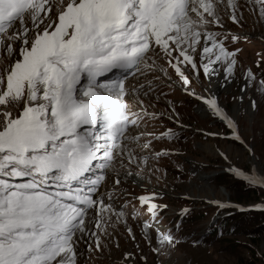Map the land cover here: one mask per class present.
I'll return each instance as SVG.
<instances>
[{"label": "snow or ice", "instance_id": "1", "mask_svg": "<svg viewBox=\"0 0 264 264\" xmlns=\"http://www.w3.org/2000/svg\"><path fill=\"white\" fill-rule=\"evenodd\" d=\"M253 2L264 20V0ZM221 5L225 0H0V264H78L84 236L95 237V250L103 251L100 236L90 229L109 235L112 216L118 221L124 216V206L116 207L117 190L99 191L109 170L117 161L126 167L125 158L128 164L144 161L131 146L142 137L177 135L171 129L159 137L133 135L146 117L159 114L147 111L140 99L145 85L130 78L142 64L152 60L154 66L159 58L189 95L196 96L189 88V67L197 79L202 69L211 80L223 66L231 82L239 49L225 46L226 30H208L210 24L223 28ZM226 7L232 9L229 19L239 24L238 5L226 0ZM238 39L232 36L233 43ZM244 78L241 93L255 85L257 96H264V79L251 69ZM151 91L149 82L143 95ZM133 98L140 105L135 112ZM197 99L230 130L229 139L243 143L217 98ZM251 105L255 110L257 101ZM174 116L179 123V113ZM225 171L248 188L264 190V175L255 165L247 172L235 166ZM115 176L119 185L121 177ZM155 198L137 197L150 217L142 225L149 244V230L159 223ZM209 203L218 209L231 206ZM254 207L264 211V205ZM156 232L153 252L179 243L170 231Z\"/></svg>", "mask_w": 264, "mask_h": 264}, {"label": "rangeland", "instance_id": "2", "mask_svg": "<svg viewBox=\"0 0 264 264\" xmlns=\"http://www.w3.org/2000/svg\"><path fill=\"white\" fill-rule=\"evenodd\" d=\"M236 4L238 5L236 15L242 17L240 23L232 24L225 17H222V21L238 35H244L242 38L247 42L243 43L242 55L236 56L237 64L231 82L225 80L224 68L220 66L219 73L211 80L205 77L202 69L198 79L189 76L191 79L189 88L198 97L214 93L218 105L226 109L229 117L238 126L244 143L229 139L230 130L224 123L217 122L209 113L198 112L199 103L194 100L192 102L180 91L184 86L176 73L166 68L163 60H156V70L162 77L163 84L171 89L170 101L157 97L155 99L157 102L151 101L145 99L143 94L140 99L147 102L144 106L147 108L149 106L151 112L158 111L167 118L163 127L172 126L168 118L172 116L170 120L174 119L172 109L176 107L182 122L190 128L181 132L180 140H158L149 149L135 150L137 157L146 155L148 157L162 149L179 152L177 155L161 157L159 160L149 157L144 161L137 159V163L130 168L132 175H136L140 182L136 184L127 182L125 176L129 179L132 175H128L126 170H119V176L125 177L121 179L125 182L123 184L133 194H159L160 198L156 202L168 208V215L164 216L166 223L170 221L169 215H173L178 209L185 208L194 213L192 214L194 219L196 217L194 223L187 218L179 229L172 230L177 240L189 242L184 244L179 242L174 247L165 245L161 251L153 252L152 249L157 247L156 229L149 230L152 240L149 244L142 235V218L124 217L128 220L122 218L117 226L107 225L109 235L96 230L100 236L103 249L100 253L104 252L103 257H99L98 253L93 257L89 251V246L93 247L95 237L87 240L90 241L88 244L85 240H79L78 250L83 256L78 257V264H127L126 261H130L128 264H264V211L254 207L264 205V190L248 188L225 171L235 166L247 172L255 165L257 173L264 175V96H257L255 85L248 88L246 94L240 92L242 85L246 83L244 78L246 70L257 72L259 80L258 73L264 69V20L260 19L257 7L253 4L247 2ZM226 9L232 13L231 8ZM218 11L221 14L222 10ZM228 16L226 14V17ZM186 73L193 74L190 67ZM190 97L196 100L195 96ZM252 99L257 101L255 110L251 105ZM130 102L132 106L134 104L135 107H140L134 98ZM209 133L217 135H208ZM212 200L230 203L238 208H232V211L240 209L242 215L237 219L233 218L235 215L231 216L232 220L227 224H224L223 220L220 223L222 235L217 237L213 232L209 238L210 234H205L208 225L219 223L222 216H230L232 212L228 209H219L222 216L216 215L217 213L211 216L212 209L216 208L209 203ZM141 216L144 217L143 214ZM257 224H261L262 231L255 229L254 225ZM128 228L132 230L131 239ZM249 230H254L255 234H251ZM85 244L88 248H85ZM125 253L130 254L127 260Z\"/></svg>", "mask_w": 264, "mask_h": 264}, {"label": "bare ground", "instance_id": "3", "mask_svg": "<svg viewBox=\"0 0 264 264\" xmlns=\"http://www.w3.org/2000/svg\"><path fill=\"white\" fill-rule=\"evenodd\" d=\"M244 85H242V87H243ZM246 91H247V89H246ZM246 91L243 93V94H246ZM241 92V91H240ZM214 94V93H213ZM210 95V94H208L207 95V97H215L216 98V96H215V94L214 95ZM210 95V96H209ZM202 108V109H201ZM222 108V107H221ZM223 110H224V108H222ZM226 110V109H225ZM224 110V111H225ZM198 112H200V113H202V114H208L209 112H208V110L206 109V110H204V108L202 107V106H200V108L198 109ZM225 113L228 115L229 113L227 112V111H225ZM229 116V115H228ZM232 119V118H231ZM233 120V119H232ZM236 122H237V120H236ZM229 136V135H228ZM243 140V139H242ZM244 143V142H243ZM125 177H126V179H125ZM125 177H121V178H123V179H125L127 182H129V183H134V184H136V183H138V182H140V179L139 180H137L138 178L136 177V175L134 176V175H132L131 177H129V179H127L128 177L127 176H125ZM207 177V176H206ZM205 176H204V178H206ZM202 178V177H201ZM130 180V181H129ZM141 184V183H140ZM212 201H214V200H212ZM208 202V201H207ZM206 202V203H207ZM210 202V201H209ZM211 204V203H210ZM226 204V203H225ZM227 204H230V203H227ZM231 205V204H230ZM232 206H234V205H232ZM225 210L226 209H228V208H224ZM224 210V211H225ZM229 211V210H228ZM246 212V211H245ZM93 229H90V231H92ZM90 236H84V237H82L81 238V241H84L85 240V242H86V244H88V243H90V241L89 242H87V240H90ZM85 244V248H88V245H86ZM98 253V256L99 257H103L104 255H103V253L101 252L100 253V251H96V250H93L92 251V255L93 256H95L96 254ZM126 263L128 264V263H130V261H126Z\"/></svg>", "mask_w": 264, "mask_h": 264}, {"label": "trees", "instance_id": "4", "mask_svg": "<svg viewBox=\"0 0 264 264\" xmlns=\"http://www.w3.org/2000/svg\"><path fill=\"white\" fill-rule=\"evenodd\" d=\"M242 215V213L240 214H235V216L233 218L237 219L238 217H240ZM260 217V216H259ZM232 220V217H227V219H224V224H227L229 223L230 221ZM255 226V229L258 230V231H262L263 227H261V224H257V225H254ZM249 232L251 234H255V231L254 230H249ZM246 264V263H245ZM247 264H253V263H247Z\"/></svg>", "mask_w": 264, "mask_h": 264}]
</instances>
